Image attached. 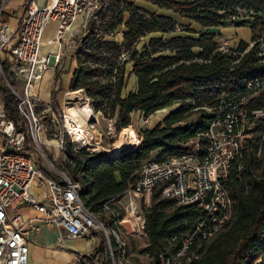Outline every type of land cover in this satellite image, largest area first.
<instances>
[{"label": "built area", "instance_id": "built-area-1", "mask_svg": "<svg viewBox=\"0 0 264 264\" xmlns=\"http://www.w3.org/2000/svg\"><path fill=\"white\" fill-rule=\"evenodd\" d=\"M103 6V0H48L44 6L30 0L15 28H11L0 9V75L12 91L19 115L16 122L8 114L0 90V264H30V236L40 226L20 212L23 206L36 210L44 217V225L58 226L68 237L101 233L113 264H124L126 258L125 224L133 220L135 226L130 227L135 232L145 230L141 199L156 190H161L163 198L173 199L182 206H197L203 213L189 233L172 237V242L180 241V244L160 251L153 264L194 263L201 257L202 246L232 222L233 199L226 183L242 175L250 141L257 135L264 137V130L259 129L264 122V74L251 78L243 88L220 96L215 107H205L213 117L208 129L191 141H201L196 148L145 161L137 172L134 186L122 194L127 200L123 211L107 203L102 215L94 213L83 204L79 181L56 168L58 177L46 172L29 152L30 139L41 143L43 118H46L40 116L36 108L39 100L36 82L61 60L60 49L58 53L42 55L45 26L51 20L59 21L57 35L49 43L60 46L66 35L75 36L73 26L80 18L87 26L91 19L97 18ZM236 10L232 21H247L253 25L256 16L264 21V6L260 11L240 7ZM253 48L259 62L264 64V29L243 53L237 54L243 56ZM219 49L228 52L223 46ZM16 81L23 86L21 92L13 86ZM66 107L63 108V127L72 143L94 147L104 136L110 137L116 132L113 121L106 131L98 130L97 121L92 119L79 128V121L84 119L81 116L69 118ZM52 117L54 122L55 115ZM246 127L250 133L245 132ZM77 128L84 138H77L74 132ZM91 131L98 133L100 139L97 140L95 134L91 136ZM258 154L264 156L262 142ZM94 259L98 260L95 252L77 256L79 264H91ZM99 261L102 260L99 258Z\"/></svg>", "mask_w": 264, "mask_h": 264}, {"label": "trees", "instance_id": "trees-1", "mask_svg": "<svg viewBox=\"0 0 264 264\" xmlns=\"http://www.w3.org/2000/svg\"><path fill=\"white\" fill-rule=\"evenodd\" d=\"M146 1L194 20L206 29L222 26L228 21L237 26H245L247 21L235 22L227 20V17L236 15L237 7L260 11L264 6V0ZM103 2L104 6L97 18L88 22V30L81 40L80 55L84 53L94 57L104 46L115 49L120 54L122 52L116 42L95 38L99 17L103 12V16H109L112 12L111 5L106 7L104 0ZM119 4L120 12L116 15L112 28L117 31L121 25H125V41L128 43L152 31L194 32L188 26H178L170 17L152 13L126 0H120ZM127 10L128 20L125 19ZM263 29V19L256 16L252 25V40ZM215 37L214 33L208 31L202 32L198 38L177 35L165 40L163 37H153L148 46L160 44L162 54L157 55L158 51L152 53L148 49L143 52L133 50L130 53L131 70L126 80L122 78L119 84L98 78L97 68L93 64L84 61L82 56L76 57L77 68L70 89L84 90L95 110L116 118L118 132L124 129L121 136L131 138L128 131L132 125L133 113L141 112L150 116L175 103L180 104L165 117L163 124L143 130L140 141L137 139L138 142H135L137 148L129 152L91 153L72 143L68 137L64 140L63 150L74 161L72 177L82 185L81 197L85 207L102 214L105 204L115 205L116 199L134 186L138 170L145 161L154 158V153H157L158 159L183 153L189 149L185 148V144L208 129L213 115L205 107H215L220 96L239 90L251 78L264 74V64L259 62L255 48L241 56L237 52L243 53L248 47L247 43L242 42L232 53L223 52L215 42ZM197 49L201 51L197 53ZM61 73L58 70L56 85ZM112 73L113 71L110 74ZM132 76L136 77L137 91L128 92L123 97L122 91L127 89ZM3 94L6 111L17 122L19 115L15 98L7 90ZM52 100L57 103L56 90L52 92ZM193 115H200L196 125L183 124ZM259 129L264 130V122ZM261 138L264 146L263 136L250 141L242 175L234 176L226 183L233 199L232 222L202 246L200 259L192 264H264V156L262 160L258 159L259 148L256 142ZM257 168L262 173L259 177L252 173ZM249 173L252 176L250 188L244 192V182ZM144 213L145 233L149 239L144 251L153 257L150 263L153 264L160 251L173 249L176 244H180V241L172 242V237L189 233L203 212L197 206H182L173 199L163 198L161 190H156L151 206L145 207Z\"/></svg>", "mask_w": 264, "mask_h": 264}, {"label": "rangeland", "instance_id": "rangeland-1", "mask_svg": "<svg viewBox=\"0 0 264 264\" xmlns=\"http://www.w3.org/2000/svg\"><path fill=\"white\" fill-rule=\"evenodd\" d=\"M104 1H105L106 7L109 4L111 5L112 12L109 14V16H103L104 15V12H103V14H101V17H99L98 22H97V26L95 29L96 30L95 38L96 39L101 38L102 40H106L107 42H109V41L116 42V44H118L120 46V48H122V52L120 51L121 54L118 53V51L115 49H108L107 47L104 46V48L102 49L101 52H97L94 54L95 55L94 57H89L84 53L80 55L79 49L81 47V40L84 37L83 36L84 32H86L88 30L87 26H85L86 25L85 21L82 20L81 31L79 33H75V36H72L71 38H69V37L64 38V40L60 44L59 49L61 50L60 51L61 52L60 53L61 60H60L59 64L64 65V62L67 60L68 56H70V59L74 58V60H76L77 56H82L84 61H88L90 64H93L97 68L96 74H97L98 78L105 80L107 82H109L111 80L115 84H119V82L121 81L122 78L124 80H126L128 74L131 70L132 63L130 62V53L133 50L143 52L145 49H148L152 53H154L155 51H158V53H156V54L160 55V54H162V52L160 51L161 45L159 44L155 47H152V46L149 47L148 46L149 40L153 37H157V38L163 37L165 40H167L170 37L165 36V35H161L158 31H152V32H149L147 35L145 34V36H141V37L136 38L131 43L126 42L125 41V32L127 31V27L125 25H121L117 31H114L112 28V26L115 22V19H116V15L120 12V9H119L120 0H104ZM164 9L168 10L166 8H164ZM172 12L174 14H178L174 11H172ZM179 16L181 18H186V17H183L181 15H179ZM128 18H129V12L127 10L125 12V19L128 20ZM227 18H228L227 20H231V16H228ZM229 23H230V21H228L225 24H229ZM87 25H88V23H87ZM200 32L201 31L196 32L194 30L193 33L199 34ZM167 34H169V33H167ZM42 47H43V45H42ZM232 50H233L232 48H229L228 52H231ZM200 51H201L200 49H197L196 52L199 53ZM112 71H113V73L110 74ZM133 77H134V79H132L129 82L127 89L122 91L123 97L128 92L137 91V80H136L135 76H133ZM13 86L15 87V89L18 92L22 91L23 86L21 83H19L17 81L13 82ZM0 90L2 93L4 92V90H7V91H9L10 94H12L10 87L3 80L2 75H0ZM113 90H115V88ZM59 91L60 90H57V92H56V94H57V103L56 104L51 99L48 101H43L39 97L36 108H37V111L40 114V116H43V117L46 116V118H43L44 127H43L41 134H40L41 143L37 144L30 139L29 140V146L31 148L29 149V152L33 153V157H34L35 161L37 162L38 166L43 167L44 169L48 170L49 172H52L51 174H53L55 177H58V172L54 168H56L57 170L66 172L70 176H73L72 169L74 168V161L70 160V158H68L65 155L64 150H63L64 144H63V146L61 145V140H62V138H64V140H66V138H67V135L65 134V130L63 127V124H64V122H63V108L66 105H68L67 102L69 100L68 98L70 97L68 95V93L75 91V90H71V89L68 90L67 89V90H65V92L61 93L59 95V98H58V94H59L58 92ZM42 93H44V92H42ZM111 94H113V93H111ZM82 95H83V98H85L84 101L79 102V103H75V104L79 105V109L81 111L80 116L84 119V121H89L91 119L97 121L98 126L96 128L98 130H102V131H106L109 124L112 121L116 123V118H114V117L111 118L109 114H107L105 116L103 111L95 110V107L93 106L92 101L85 94L84 90L82 91ZM88 102L90 103V105ZM85 103H86V105H85ZM72 104H74V103H72ZM179 106H180L179 103H175L169 107H166L164 109L157 111L155 114L150 115V116H145L141 112L133 113L132 125L129 127V131H128L130 133V137H131V138L128 137L131 140L130 141V146H132L131 148L136 146L135 142H138L137 139H139V141H140L141 132L143 130L153 128V127L157 126L158 124H163L165 117L169 113H171L172 111L176 110ZM49 107L52 108L51 109L52 111H47V109ZM86 107H88L90 109L91 116H88L87 113L85 112ZM106 112L107 113L109 112L107 107H106ZM53 114L55 115V118H56L54 122L51 120L53 118L52 117ZM199 118H200V115H193L192 117H190L186 121V123H183V124L196 125ZM82 126H83V124H82ZM123 131H124V129L121 130L120 132H118V130L116 128V132L113 135H109L110 137L104 136L102 138V142L99 143V145H98V142L94 143L96 146L103 147L105 150L102 148L98 149L95 146L94 147H85V145H87V144H78V145L81 149H85L88 151L90 149H92L91 152H93V153L106 152L108 154H115V153L117 154L116 151L110 152L108 150H114V145L120 139L121 135L123 134ZM125 133H127V132H125ZM90 134H91V132H90ZM95 136L97 137V140L100 139V135L98 133H95ZM258 136L260 137L261 135H257L255 137H258ZM261 141H262V138L260 140L256 141L258 144V148H260ZM199 142L201 143L200 140H196V142L190 141L187 144H185V148L194 149V148H196V145ZM156 156H157V153H154V158H156ZM257 157L259 160L263 159V156L259 155L258 153H257ZM252 173L254 174L255 177H259L262 174L260 168H257V170H253ZM251 180H252V176L249 173L247 175L245 182H244L246 185V187L244 188V192H247V190L250 188V181ZM153 193L148 197L147 196L142 197L141 206H142L143 213H144L145 207L151 206ZM114 204L117 208H119L120 210L123 211V209L125 208V206L127 204V200H126L124 195H121L120 197H118L116 199ZM100 215H102V214H100ZM130 226H131L130 223L125 224L126 229L124 230V232H125L124 238H125V241L127 243V249H126V258L123 261V263L124 264H150L153 260V257L144 251L145 248L149 244V239L145 233V230H143L141 232H135V230H133ZM91 234L93 235V237H89V238H94V236H96V235H98L102 238L103 249H102V251H100V253L101 252L103 253L105 251L104 246L107 247L106 241H105V239H103L104 238L103 235L99 232H93ZM62 236L64 237L65 235H63V233H62ZM83 238H85V237H83ZM85 239L89 240L87 238H85ZM92 254H93V252H92ZM96 255L98 256V260L97 259L92 260L91 264H113V263H110L111 259L109 256H108L109 258L106 256L107 254L103 253V255H100L97 252ZM94 258H95V255H94ZM99 258H101L102 261H99ZM85 263H87V262H85ZM76 264H79L78 260L76 261Z\"/></svg>", "mask_w": 264, "mask_h": 264}, {"label": "crops", "instance_id": "crops-1", "mask_svg": "<svg viewBox=\"0 0 264 264\" xmlns=\"http://www.w3.org/2000/svg\"><path fill=\"white\" fill-rule=\"evenodd\" d=\"M41 6L46 5L48 0H37ZM131 2L145 10L152 13L167 16L172 18L178 26H188L191 29L201 31L197 33H188L185 31L177 30L169 34L159 32L161 35L174 37L177 35L199 37L202 32H212L216 35L215 42L219 46H223L225 49H236L242 42L249 44L253 39L252 25L247 23L245 26H237L233 23L225 24L218 27L203 28L199 23L189 18H181L178 14H174L172 10H165L159 5L145 0H126ZM27 0H0V9L4 13L5 18L10 22L11 28H15L18 24L19 18L22 15ZM82 19L80 18L73 26L74 34L79 33L82 28ZM59 26L58 20H51L44 28L42 35V55H48L50 53H58L59 44H50L49 41L53 40L57 35ZM84 32L83 36H85ZM71 38V35H66L65 38ZM49 44V45H48ZM52 47H51V46ZM77 68L76 60L70 59L68 56L64 65H53L43 75V77L36 82L35 89L39 94V97L43 101L52 100L53 90H60L59 95L65 90L70 89L71 81L74 72ZM58 70L62 71L60 80L56 85V76ZM134 77H131V80ZM44 92V93H42ZM70 93V92H69ZM41 95V96H40ZM53 101V100H52ZM54 102V101H53ZM55 103V102H54ZM68 104V103H67ZM67 106V105H66ZM46 170V169H45ZM46 172L49 173L48 170ZM115 206V205H114ZM20 212L27 218H33L38 226L39 230L33 232L30 236L29 242V258L30 264H76L77 256L79 254H91L92 252L100 255L107 254V249L100 253L103 249V240L100 236L96 235L94 238L92 234H89L85 238L83 237L73 238L68 237L66 232L58 226H46L43 224V216L36 210L29 206H23L20 208ZM65 235L64 237L62 236ZM104 239V238H103ZM108 257V254L106 255ZM98 258V256H97ZM109 258V257H108ZM101 259V258H100ZM111 259V258H110Z\"/></svg>", "mask_w": 264, "mask_h": 264}, {"label": "bare ground", "instance_id": "bare-ground-1", "mask_svg": "<svg viewBox=\"0 0 264 264\" xmlns=\"http://www.w3.org/2000/svg\"><path fill=\"white\" fill-rule=\"evenodd\" d=\"M77 92L78 91L68 93V95L71 96V97L68 98L69 99L68 102H67L68 105L66 107V110L68 112V117L69 118H72L73 116L78 118L81 115V111L79 109V105H76L75 103L83 102L85 98H83V95H80ZM72 103H74V104H72ZM85 105H86V103H85ZM85 112L87 113L88 116H91V114H90L91 111H90V109L88 107H86ZM86 122L87 121H83V122L79 121V128H81L82 124H83L82 127L86 126ZM79 128L74 130V132L77 133L76 134L77 138H84V136H82V134L80 133V131H79L80 129ZM94 134L95 133L93 131H91L90 135L94 136ZM130 141L131 140L127 136H121L120 139L115 143L114 150H108V151H110V152L111 151H116L117 153L118 152L122 153V152H125V151L128 152L129 150L133 149V148H131L132 146H130ZM95 147L98 148V149L101 148L100 146H95ZM127 220H130V219L128 218ZM128 223H130V225H132L133 227L135 226L134 225L135 222L133 220L128 221Z\"/></svg>", "mask_w": 264, "mask_h": 264}, {"label": "water", "instance_id": "water-1", "mask_svg": "<svg viewBox=\"0 0 264 264\" xmlns=\"http://www.w3.org/2000/svg\"><path fill=\"white\" fill-rule=\"evenodd\" d=\"M72 92H74V91H72ZM77 93L80 94V95H82V91H78ZM70 97H71V96H70ZM74 97H75V96H74ZM245 132H246V133H250V129H248V128L246 127ZM136 148H137V147L131 149L130 151L135 150ZM125 152H126V151H125ZM125 152H124V153H125ZM128 152H129V151H128Z\"/></svg>", "mask_w": 264, "mask_h": 264}]
</instances>
